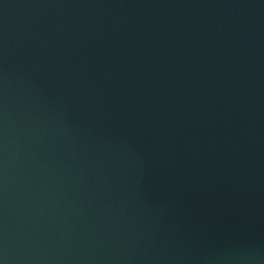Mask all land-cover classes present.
<instances>
[{"label": "water", "instance_id": "1", "mask_svg": "<svg viewBox=\"0 0 264 264\" xmlns=\"http://www.w3.org/2000/svg\"><path fill=\"white\" fill-rule=\"evenodd\" d=\"M0 264H264V0H0Z\"/></svg>", "mask_w": 264, "mask_h": 264}]
</instances>
